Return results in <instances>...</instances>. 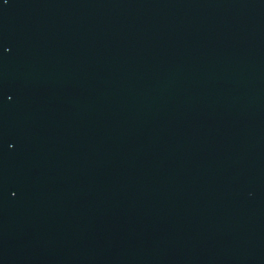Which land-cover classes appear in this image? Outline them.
Instances as JSON below:
<instances>
[{
    "label": "water",
    "instance_id": "95a60500",
    "mask_svg": "<svg viewBox=\"0 0 264 264\" xmlns=\"http://www.w3.org/2000/svg\"><path fill=\"white\" fill-rule=\"evenodd\" d=\"M0 264H264V0H0Z\"/></svg>",
    "mask_w": 264,
    "mask_h": 264
}]
</instances>
